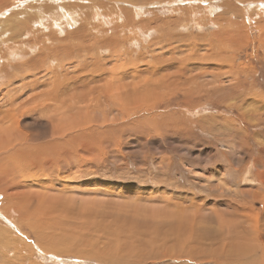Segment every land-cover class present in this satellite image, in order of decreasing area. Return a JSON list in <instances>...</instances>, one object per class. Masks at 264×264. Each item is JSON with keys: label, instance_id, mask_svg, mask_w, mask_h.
I'll return each instance as SVG.
<instances>
[{"label": "rangeland", "instance_id": "374dc122", "mask_svg": "<svg viewBox=\"0 0 264 264\" xmlns=\"http://www.w3.org/2000/svg\"><path fill=\"white\" fill-rule=\"evenodd\" d=\"M43 1L40 7L37 0L14 3L2 10V18L16 13L14 20L21 23L31 10L49 11L44 4L53 3ZM232 1L144 0L137 16L131 6L136 2H110L106 13L115 19L120 9V24L155 16L142 41L118 48L123 55L119 66L112 63L115 44L108 33L116 25L99 19L88 23L95 26L89 34L81 35L91 41L71 55L64 50L57 55L56 41L46 42L37 23L29 24L38 42L24 58L31 63L18 58V52L8 60L0 50V89L7 96L17 92L22 102L44 87L54 89L58 104L43 109L30 102L13 117L0 115L2 127L17 123L37 143L51 139L55 119L66 121L69 129L65 159L56 154L45 171L21 165L22 188L30 192L21 205L31 219L18 213L8 220L0 217V264H264V0ZM78 2L89 4L70 0ZM72 7L86 14L92 6ZM171 16L176 19L168 22ZM73 21L62 32L78 29L84 18L78 25ZM98 22L102 26L97 28ZM7 23L13 32V22ZM123 32L118 35L126 39L127 29ZM103 40L110 48L95 49ZM161 45L167 47L160 50ZM44 51L49 57L32 62ZM77 53L83 58L73 59ZM94 55L99 57L94 60ZM57 56L64 62L59 64ZM62 64L66 70L57 69ZM135 65L139 72L130 73ZM72 123L81 129H70ZM75 135L80 145L70 142ZM8 161L0 164V172L9 167L7 175L15 176Z\"/></svg>", "mask_w": 264, "mask_h": 264}, {"label": "bare ground", "instance_id": "6f19581e", "mask_svg": "<svg viewBox=\"0 0 264 264\" xmlns=\"http://www.w3.org/2000/svg\"><path fill=\"white\" fill-rule=\"evenodd\" d=\"M26 0H0V25H2V23L5 21V23H3L2 27H5L6 23L11 21L13 22V25H12V28L13 29V32H11L12 30L8 31L7 27L5 28H0V50H3L4 53L7 54V59L9 60V55H12L13 52H18V58L20 57L21 59L23 58H26L28 55L31 54V52H34V48L37 49V44L38 42H36L37 38H35V35L36 33L33 32V29L30 30V25H33L34 26V23H37L40 27V29H36L38 31V33L40 32L41 33V36L45 38V41L48 42V41H56L55 43V46L53 47V49H55V51L57 50V55L60 56V54L62 53V51L64 50V53L65 52H68L70 53L71 55V52L75 51H79L78 48H82V47H85V44H88L87 42H90L91 41V38L90 36H88L87 39H82L81 38V35H87L89 34V32L91 30H93L95 28V26L93 25L94 24V21H96V19H99L103 24L107 21V25L110 24L111 27L113 26L112 24L116 25L114 26L113 29H110L107 28L110 32L109 35L111 36H115L117 37V35L121 32H123V29H127V34L129 35L126 39L123 37L125 35H118L119 37L121 38H118L117 41H114L115 39H113L112 37V40L115 44V46L113 45V43H111L113 46H114V51L112 52L114 54L113 55V60L115 65L119 66V63H117L118 59L120 58L121 59V56L123 55H118L117 54V51H119V47L121 45H123V43L127 42V41H134V43L136 42H140L142 41L144 38L143 36L146 35L147 36V31L149 30L150 28V23L155 21V19H153V16L152 18H146V19H133V18H127L125 19V22L123 24H120L117 20L119 18L122 17L123 15V12L119 10L116 11L115 13V19H113L112 16H110L109 13H106L107 11H109L107 9V7L109 6L108 4H110V2H116V3H124V4H131V1L132 2H136L135 4H131L132 7L135 8V12H134V15L137 16L139 14V11L143 9V1L144 0H98L97 4H94V2L91 0V3H89L87 0H85V2H88L90 4L91 7V12L90 13H78L76 9H74L72 6L76 5V7H79V6H83V7H86L88 8L87 6L89 4H81L78 2V4L76 3H70V0H69V3H68V0H45V1H50L53 3V5H49L48 3H45V1H43L46 5V9L49 8V11L46 10V12H40L39 10V13L36 11L35 13L37 14H33L34 11L31 10L29 7L28 10H31L32 12L29 13V11L27 12L26 10L24 12H26V15L28 14L27 17H21V21L23 22H17L14 20V17L15 15H17L16 13H13L12 16L6 18L5 20H3L4 18H2V10L5 8V7H9L11 5H13L14 3H20L22 4L23 2H25ZM72 2H74L75 0H71ZM95 1V0H94ZM147 2L151 3H158L160 4L163 1H166V0H146ZM168 1H171V0H167ZM173 1H178V0H173ZM226 1V0H225ZM234 1V0H233ZM232 1V2H233ZM242 2V3H246V4H250V3H254L253 0H235V2ZM260 1V0H259ZM38 4H39V7L42 3V0H37ZM211 2V1H210ZM228 2V1H227ZM226 2V3H227ZM36 3V2H35ZM145 3V2H144ZM225 3V4H226ZM231 3V2H230ZM264 3V2H263ZM25 4V3H24ZM32 4V3H31ZM37 4V3H36ZM43 4V3H42ZM161 4V5H162ZM218 4V3H217ZM221 4V3H220ZM228 4V3H227ZM15 5V4H14ZM43 5V6H44ZM112 5V4H111ZM139 5V6H138ZM208 5V4H207ZM229 5V4H228ZM262 5V4H260ZM21 6V5H20ZM114 6V5H113ZM227 6V5H226ZM16 7V6H15ZM35 7V6H34ZM48 7V8H47ZM117 7V6H116ZM225 7V6H224ZM14 8V7H13ZM21 8V7H20ZM85 8V9H86ZM90 8V7H89ZM115 8V6H114ZM177 8V7H176ZM174 8V9H176ZM51 9H54L55 11H52ZM93 9V11H92ZM7 10V9H6ZM5 10V11H6ZM36 10V8H35ZM157 10V9H156ZM159 10V8H158ZM158 10L156 12H158ZM162 10V9H161ZM183 10V9H182ZM192 10V9H191ZM204 10H207V9H204ZM232 10V9H230ZM238 10V9H237ZM243 10V9H242ZM160 11V10H159ZM177 12H179L178 10H176ZM194 11V9L192 10ZM191 12V11H190ZM19 13V12H18ZM196 13V12H195ZM194 13V14H195ZM205 13V12H204ZM203 13V14H204ZM241 13V12H240ZM11 14V13H10ZM114 14V13H113ZM153 14V13H152ZM193 14V13H191ZM223 14V13H222ZM221 14V15H222ZM225 14V13H224ZM223 14V15H224ZM25 15V14H24ZM154 15V14H153ZM173 15V14H172ZM175 15V14H174ZM173 15V16H174ZM178 15V14H177ZM220 15V16H221ZM229 15V14H228ZM23 16V15H22ZM88 16V18L86 17ZM161 15H159L160 17ZM194 16V15H193ZM77 17V18H76ZM149 17V16H148ZM181 17V16H180ZM216 17V16H215ZM226 17V16H224ZM223 17V18H224ZM13 18V19H12ZM17 18V17H16ZM73 18L77 19V24H79V22H81L84 18V23H82L81 25H79L77 28L78 29H71L72 31H69V29H66V33L62 32V27L65 26L64 24H74L73 22ZM94 18V19H93ZM143 18V17H142ZM169 18V17H168ZM203 18V17H202ZM12 19V20H11ZM174 19H176V17H170V19H167V21L169 22H172L174 21ZM216 19V18H215ZM218 19V18H217ZM64 20V22H63ZM91 20H94L92 25L88 24ZM163 20V19H162ZM221 20H223L222 18H220V22ZM225 20V18H224ZM123 22V21H122ZM8 24V23H7ZM120 24V25H119ZM106 25V26H107ZM140 27H139V26ZM70 26V25H69ZM101 27L102 24L100 22L97 23V28L98 27ZM221 26V25H220ZM36 28H38L36 25H35ZM72 27V26H71ZM139 27V28H138ZM161 27V26H160ZM66 28V26H65ZM159 28V27H157ZM10 29V28H9ZM49 29H51V31H48ZM160 29V28H159ZM227 29V28H226ZM28 30V31H26ZM34 30V31H36ZM104 30V29H103ZM64 31V29H63ZM49 32V33H48ZM102 32V31H101ZM156 32V31H155ZM107 33V34H108ZM8 34V35H7ZM61 34V35H59ZM106 34V36H107ZM28 35V37H27ZM177 35V34H176ZM211 35V34H210ZM38 36V35H37ZM40 36V37H41ZM212 36V35H211ZM114 37V38H115ZM214 37V36H213ZM15 38L17 39V42L16 44H12V42L15 41ZM30 38V39H29ZM39 38V37H38ZM99 39V37H98ZM111 39V38H110ZM154 39V38H153ZM41 40V38H40ZM84 40L86 42H84ZM109 40V39H108ZM140 40V41H139ZM188 40V39H187ZM213 40V39H212ZM192 41V40H191ZM42 42V41H41ZM111 42V41H109ZM130 42V43H131ZM157 42V41H156ZM228 42V41H227ZM35 45H34V44ZM45 43V42H44ZM121 43V44H120ZM152 43V42H151ZM190 43V42H189ZM47 45V43H45ZM95 44V43H94ZM132 44V43H131ZM130 44V45H131ZM138 44H141V43H138ZM50 45V44H49ZM153 45V44H152ZM41 46V44H40ZM52 46H53V43H52ZM156 46V45H155ZM160 46V45H159ZM12 47H15V48H12ZM45 47V46H44ZM92 48L94 47L91 46ZM106 47H109V45H107L105 43V40L103 41H98L97 45L94 47L95 49L99 48L98 50H100V48H106ZM123 47V46H122ZM167 47L166 45H161L160 50H163V48ZM173 47V45L171 46ZM2 48V49H1ZM91 48V49H92ZM39 49V48H38ZM45 49V48H43ZM52 49V48H51ZM88 49V52H89V55L90 53L92 52V50L90 49V47L88 48H85V50ZM172 49V48H171ZM32 50V51H31ZM47 50V49H46ZM91 52H90V51ZM102 50V49H101ZM113 50V49H112ZM151 50V49H149ZM158 50V49H157ZM165 50V49H164ZM229 50V49H228ZM29 51V52H27ZM54 51V52H55ZM132 51V50H130ZM27 52V53H26ZM37 52V51H36ZM53 52V54L51 55L53 57V55L55 54ZM80 52V51H79ZM78 52V53H79ZM94 52V51H93ZM98 52V51H97ZM108 52V51H107ZM106 52V53H107ZM122 52V51H121ZM147 53V51H145ZM152 52V51H151ZM39 53H42V54H36L32 57V62L35 61L36 59H39L43 56H45V51L44 52H39ZM67 53V54H68ZM77 53V54H78ZM100 53V51H99ZM126 53V52H125ZM140 53V52H139ZM138 53V54H139ZM153 53V52H152ZM160 53H164V52H160ZM171 53V52H170ZM168 53V54H170ZM229 53V52H228ZM45 54V55H44ZM74 54V53H73ZM86 54V53H85ZM84 54V55H85ZM96 54V53H95ZM109 54H111L109 52ZM122 54V53H121ZM127 54V53H126ZM137 54V53H136ZM143 54V53H142ZM166 54V51L165 53ZM172 54V53H171ZM170 54V55H171ZM16 55V54H14ZM48 57H49V54L47 53ZM46 55V56H47ZM100 55V54H98ZM112 55V54H111ZM110 55V56H111ZM168 56L171 58V56ZM50 56V57H51ZM55 56V55H54ZM95 56V55H94ZM126 56V55H125ZM140 56V55H139ZM157 56V55H156ZM0 57H3V55L1 54V51H0ZM5 57V56H4ZM5 57V58H6ZM47 57V58H48ZM51 57V58H52ZM61 57V56H60ZM73 57V56H72ZM69 56V59L72 58ZM80 57L83 58V55L82 54H78L73 57L74 58H79ZM96 57H99V56H95L94 60L97 59ZM102 57V56H101ZM173 57V56H172ZM15 59V60H19L18 62H21L22 63V60L21 59ZM54 58V57H53ZM55 58H58L55 57ZM81 60H84L82 59ZM106 58V61H109L107 59V57H104V60ZM165 58V57H164ZM6 59V60H7ZM28 59V58H27ZM26 61L24 60V62H28V63H31V61ZM43 59V58H42ZM59 59V58H58ZM72 59V60H73ZM93 59V58H92ZM103 59V58H101ZM99 58L98 61L101 60ZM169 59V58H168ZM173 59V58H172ZM4 60V58H3ZM12 60V59H11ZM10 60V61H11ZM62 59H59L58 60V63L61 61ZM76 60V59H75ZM136 60V59H135ZM137 60H142L140 58H137ZM171 60V59H170ZM13 61V60H12ZM44 61V60H43ZM66 61V60H65ZM74 61V60H73ZM93 61V60H92ZM183 61V60H182ZM23 62V63H24ZM61 62H64V61H61ZM77 62V61H76ZM97 62V61H96ZM128 62V61H127ZM67 64L66 65H71L72 63L70 62H66ZM88 63V62H87ZM104 63V62H103ZM131 63V62H130ZM18 64V63H17ZM60 64V63H59ZM124 64V63H123ZM135 64V63H134ZM163 64V63H162ZM26 65V64H25ZM65 64H62L60 66H57V69H62L64 67ZM78 65V64H77ZM101 65V64H100ZM108 65V64H107ZM19 66V65H18ZM24 66V65H23ZM128 66V65H127ZM26 67V66H25ZM83 68V64L81 66ZM96 67V66H95ZM122 67L121 70L125 69L126 65L125 66H121ZM131 67V66H130ZM149 67V66H148ZM14 68V67H13ZM20 68V67H19ZM115 68V67H114ZM112 68V69H114ZM177 68V67H176ZM27 69V68H25ZM111 69V70H112ZM8 70V69H7ZM66 70V69H65ZM82 70V69H81ZM116 70V69H115ZM134 70V71H137L136 73H138L139 71V68L138 66L136 67V65L134 67H132L129 70L130 73H132L131 71ZM144 70V69H143ZM147 70H150L149 68ZM156 70V69H155ZM24 71V70H23ZM63 71V70H61ZM60 71V72H61ZM85 71V70H84ZM103 71V69H102ZM157 71V70H156ZM10 72V71H9ZM67 72V71H66ZM83 72V71H82ZM89 72V71H88ZM104 72V71H103ZM17 73V72H16ZM19 73V72H18ZM25 73V72H24ZM64 73V72H62ZM87 73V72H86ZM91 73V72H90ZM114 73V72H113ZM112 73V74H113ZM116 73V71H115ZM7 74V73H6ZM97 74V73H96ZM102 74V73H101ZM71 75V74H70ZM77 75V74H76ZM98 75V74H97ZM143 75V74H142ZM4 76V75H3ZM112 76V75H111ZM135 76V75H134ZM73 77V76H72ZM77 76H75L76 78ZM91 77V76H90ZM96 77V76H95ZM133 77V76H132ZM24 78V77H23ZM93 78V77H92ZM110 78V77H109ZM108 78V79H109ZM1 79V78H0ZM12 79V78H11ZM87 79V78H86ZM114 79V78H113ZM117 79V78H116ZM26 80V79H25ZM31 80V79H30ZM38 80V79H37ZM92 80V79H91ZM27 81V80H26ZM77 81V80H76ZM112 81V80H111ZM3 82V81H2ZM1 80H0V83H2ZM15 81L13 80L12 83L9 82L8 84H15L14 83ZM18 83V82H17ZM37 83V82H36ZM27 84V83H26ZM40 84V83H39ZM76 84V83H75ZM11 86V85H9ZM8 86V87H9ZM15 86V85H14ZM27 86V85H25ZM40 86V85H39ZM37 86V87H39ZM75 86V85H74ZM6 87V86H5ZM36 87V88H37ZM54 85L51 84V88H53ZM77 87V86H75ZM103 87V86H102ZM112 87V86H111ZM29 89L30 86H28ZM35 88V89H36ZM43 89L39 92V93H35L32 91L31 89V94L28 93L24 99L21 101L18 100V94L16 92L15 96L12 95L11 96V93H10V97L7 96V92L5 90H3L2 88L0 89V115L1 116H10V117H13L14 116V112L15 111H18V112H21L22 113V109H25V105H29L30 102H35V103H38L39 104V107L40 108H43V109H46V105H49V106H53V107H58V104H56V100L54 101V89H45L44 90V87H42ZM82 88V87H81ZM98 88V87H97ZM13 88H10L9 90L12 91ZM26 89V88H25ZM34 89V88H33ZM7 90V89H6ZM8 91V90H7ZM15 91V90H14ZM21 91V90H19ZM26 91V90H25ZM38 91V89H37ZM58 91V90H57ZM56 91V92H57ZM61 91V90H59ZM93 91V90H92ZM9 92V91H8ZM14 93V92H13ZM119 93V92H118ZM9 94V93H8ZM20 94V93H19ZM21 96V95H19ZM62 96V95H61ZM111 97V96H110ZM20 98V97H19ZM21 100V99H20ZM121 101V100H120ZM109 103V102H108ZM111 107V106H110ZM117 109V108H116ZM59 110V109H58ZM14 111V112H13ZM21 115V114H20ZM62 116H58V118L60 119ZM17 117H15L14 119L12 120H15ZM19 118V117H18ZM5 120H10V119H5ZM57 122H53L52 126H51V131H49V135H50V140H46V141H41L39 140L40 143H37V142H34L32 140H34V136H31L29 135V133L27 132H24L20 129L19 125L17 123L11 125V122H10V125H5V129L2 127V123L1 120H0V133L2 131H5L3 134L0 135V150H2L1 152H4V150H6L5 152L6 153H1L0 154V164L2 162H7L8 161L9 164L8 166H10L12 168V171H15L17 172L18 174H15V176H11V175H7L8 172H10V169L9 167L6 168L5 170V174L2 173V171L0 172L1 175H3V177H0V204H1V210H0V217H3V219L5 220H8L9 219V216L12 215V214H16L18 213V216H22L24 219L26 218L25 216H27V218L29 219L30 218V213H29V210L27 211L26 210V207H22L21 205V200L24 196H26L28 193L30 194V192L26 193V188H22L23 184L26 182V177H24L23 175V172H22V169H21V165L23 164H30V165H38V166H41L39 169L42 171L43 168H44V171L45 169L48 170L51 166H52V163H53V160H55L56 158V154H59V156H63L62 158L65 159L64 155L67 154L68 152V148L67 147L68 145H66V141H68L66 139V131H68L69 129L67 128L68 127V123L66 121H63V120H57L55 119ZM13 122H18V121H13ZM9 124V123H8ZM70 129H73L74 131H77L79 129H81V127H79L78 125H76L74 123H72V125H70ZM72 126V127H71ZM99 126V125H98ZM103 126V125H102ZM112 129H115V128H112ZM73 131V132H74ZM68 133V132H67ZM71 135V134H70ZM101 136V135H100ZM53 137H58L57 138V141L55 140H52ZM71 138V137H70ZM36 139V138H35ZM59 140H62L61 144H59ZM76 140V142L74 141ZM71 143L75 144V145H80V138L79 136L75 135V137L73 138V141L71 140L70 141ZM63 144V145H62ZM120 150V149H119ZM80 154V153H79ZM81 155V154H80ZM80 157V156H79ZM7 160V161H6ZM59 162V160H57V163ZM62 163V162H61ZM63 164V163H62ZM43 167V168H42ZM1 169V167H0ZM38 169V168H37ZM28 170V169H27ZM31 170V169H30ZM26 172V171H25ZM32 176V175H31ZM20 178V179H18ZM16 186V188L13 189V186ZM19 188V189H18ZM125 192V191H124ZM105 193V192H104ZM33 195V194H32ZM28 196V195H27ZM26 196V197H27ZM35 197V196H34ZM31 198L32 199V196L30 195V197H28V199ZM246 199V198H245ZM31 201V200H29ZM70 201V200H69ZM38 203V202H37ZM40 203V202H39ZM38 203V204H39ZM36 205V204H35ZM24 206V205H23ZM194 206V205H193ZM248 208V207H247ZM17 209V210H16ZM22 209V210H20ZM34 210H36L34 208ZM31 212V211H30ZM35 213V212H34ZM169 213V212H168ZM196 213V212H195ZM33 214V212H32ZM38 214V213H36ZM35 214V215H36ZM35 215H33V220H35L36 217H34ZM194 215V214H193ZM199 215V214H198ZM39 216V215H38ZM48 216V215H47ZM11 217V216H10ZM15 217V216H14ZM41 217V216H40ZM43 217V216H42ZM26 218V219H27ZM31 219V218H30ZM203 219V218H202ZM28 221V220H27ZM39 222V218L36 219V224ZM44 221V220H42ZM23 223V222H21ZM29 223V222H28ZM43 223V222H42ZM18 224V223H17ZM39 224V223H38ZM168 224V223H167ZM198 224V223H197ZM14 225V224H13ZM34 227V226H33ZM43 227V226H42ZM41 228V227H40ZM42 229V228H41ZM53 230V229H52ZM190 232V231H189ZM223 232V231H222ZM255 231H250L248 230V233H253ZM217 233V232H216ZM239 233V232H238ZM209 234V233H208ZM185 235V234H184ZM216 235V234H215ZM239 236V235H238ZM39 237V236H38ZM4 238V237H3ZM37 238V237H36ZM235 238V237H234ZM239 238V237H238ZM40 238H38L39 240ZM216 239V238H215ZM243 239V238H242ZM7 240V238H6ZM152 241V240H151ZM236 241V240H235ZM241 241V240H240ZM239 241V242H240ZM43 244V242H41ZM242 243V242H241ZM5 245V244H4ZM51 245V244H50ZM244 245V244H243ZM3 246L1 243H0V247ZM238 246V245H237ZM54 247V246H53ZM59 247V246H58ZM243 247V246H242ZM51 248V247H50ZM61 248V247H60ZM39 251V250H38ZM243 251V250H242ZM156 256V255H155ZM153 259V258H151ZM23 263V262H22Z\"/></svg>", "mask_w": 264, "mask_h": 264}]
</instances>
